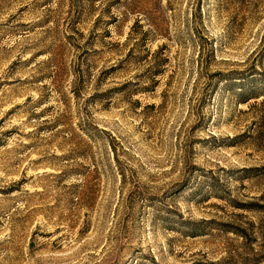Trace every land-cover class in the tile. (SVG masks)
I'll return each mask as SVG.
<instances>
[{"label": "rangeland", "instance_id": "1", "mask_svg": "<svg viewBox=\"0 0 264 264\" xmlns=\"http://www.w3.org/2000/svg\"><path fill=\"white\" fill-rule=\"evenodd\" d=\"M0 264H264V0H0Z\"/></svg>", "mask_w": 264, "mask_h": 264}]
</instances>
